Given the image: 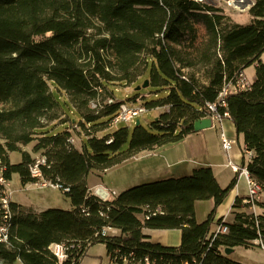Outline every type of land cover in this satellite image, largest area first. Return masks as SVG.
<instances>
[{
    "label": "trees",
    "instance_id": "trees-1",
    "mask_svg": "<svg viewBox=\"0 0 264 264\" xmlns=\"http://www.w3.org/2000/svg\"><path fill=\"white\" fill-rule=\"evenodd\" d=\"M254 1L252 22L243 26L232 23L211 0H0L2 177L10 182L18 176L22 185L45 181L59 186L72 205L68 211L36 215L9 200L10 226L7 242H0V264H80L96 245L106 247L113 264H240L227 259L224 250L249 249L251 240L264 237V212L237 213L233 224L218 221L228 226V234L214 238L211 232L237 178L222 188L212 168L203 167L190 176L131 187L106 201L92 193L87 180L95 170L111 169L195 133L194 123L211 115L208 104L254 66L251 86L230 93L227 107H218V113L227 114L243 136V153L253 154L248 174L264 194V0ZM145 80L154 95L167 92L145 107L164 110L150 129L141 123L133 131L118 126L93 137L91 130L111 129L119 113L122 102L114 89ZM65 98L80 116L71 123L90 133L81 151L67 126L63 131L46 126L64 112L60 101L66 104ZM98 100L103 107L97 110L92 103ZM106 100L114 103L104 105ZM32 144L44 163L22 150ZM12 153H21L22 160L12 164ZM36 165L39 175L32 172ZM207 200L214 208L198 223L195 204ZM239 204L238 199L234 207ZM255 205L264 210L263 203ZM147 207L149 220L143 217ZM3 216L0 207V228ZM105 228L118 234L104 236ZM172 229L182 232L179 247L153 243L145 234ZM52 245L68 249L64 260Z\"/></svg>",
    "mask_w": 264,
    "mask_h": 264
},
{
    "label": "crops",
    "instance_id": "crops-1",
    "mask_svg": "<svg viewBox=\"0 0 264 264\" xmlns=\"http://www.w3.org/2000/svg\"><path fill=\"white\" fill-rule=\"evenodd\" d=\"M232 23L234 22L232 21ZM262 61L264 63V55L262 56ZM245 75L248 80H250L249 76H253L254 81L255 67L252 66L247 69ZM253 81L250 80V82ZM133 87L134 86L128 88L133 89ZM222 134L226 138L236 141V145L233 147L232 151L228 153L223 150L221 145ZM243 150V136H238L233 122L225 118L219 122L213 121L212 128L195 132L178 143L153 151H143L126 160L121 165L106 170V175L115 170L122 172L126 171L127 175L125 177H128V180L123 183H126V186L129 187L169 178L190 176L195 169L203 167L212 168L216 180L222 188H227L230 183L237 178L235 187L229 193L224 203L217 209L214 223L211 227V232L213 233L220 225L218 223L219 220H222L223 223L226 224H233L237 213L259 214L258 210H261L260 207L254 203L249 204L250 207H245L248 205L246 201L251 198L249 195L250 189L247 177L245 174L241 173V171L238 173L233 172L228 165V162L231 161L240 168L246 167V164H248L253 154L249 157L250 154H244ZM131 175L135 176L132 182L130 180ZM91 186V188L97 186L109 188L110 186H114V183L112 180L107 181L105 179L104 183L99 184L94 181ZM115 194L118 195V193ZM238 199L240 200V207L235 208L234 205ZM213 208L214 202L212 200L196 202L195 212L197 222L204 223L212 213ZM145 234L150 236L153 243L161 244L166 247H179L182 242V232L178 229L145 230ZM255 240L256 239L251 240L249 243L252 244ZM250 248H252V246ZM237 249L238 248H235L233 253L236 252ZM224 256L227 259H231L230 255L224 254ZM80 264L113 263L110 260L106 247L104 245H96L88 251L87 257L84 258Z\"/></svg>",
    "mask_w": 264,
    "mask_h": 264
},
{
    "label": "rangeland",
    "instance_id": "rangeland-1",
    "mask_svg": "<svg viewBox=\"0 0 264 264\" xmlns=\"http://www.w3.org/2000/svg\"><path fill=\"white\" fill-rule=\"evenodd\" d=\"M213 3H215L218 7H220L223 10V14L227 16L231 21L234 23L246 26L250 25L252 22V17L250 15L249 10H243L239 11L236 9H233L232 6L234 4H238L241 8L242 6L249 3V0H234V4L230 3L233 0H230L229 2H225L223 0H211ZM243 1V2H242ZM249 69V68H248ZM250 72V71H249ZM249 74V73H248ZM250 80L253 81V76H249ZM142 87V85L134 86L133 89L131 88H125L118 86L114 89V94L116 97V100L119 102H126L129 104H134L137 106H144L146 107L147 104H150L154 101L158 100V97H162L167 93L161 91L158 95H154L155 89L152 87H148L146 89H137ZM58 98H61L60 95L56 94ZM139 96L136 100H132ZM65 102L61 99V104L64 109V112L59 111L57 113V119L55 121H49L46 123V126H53V124L56 125V129L63 131L65 127L67 126L69 129L68 131L72 134V140L73 144L76 149L79 151L83 148V140H86L89 136V130L83 131L80 129L79 126H75L71 123V121H80L79 114L74 110V108L69 104L67 99L65 98ZM100 101V100H99ZM107 101V100H106ZM116 101V102H117ZM163 109H147V112L142 114L137 120L140 121L143 127L146 129H150L151 124L158 118V116L163 113ZM71 120V121H70ZM136 121L134 123H122L119 126L120 127H128L130 131H133L135 127ZM54 125V126H55ZM115 130V127H112L109 129L106 127V129L103 132H97L95 130H91V134L94 137L102 138L104 134L112 132ZM22 150L25 152H28L31 154L32 158L36 160V163H44V159L41 156L40 153H33V144L22 147ZM9 160L12 164L19 163L22 160L21 153H12L9 154ZM115 170L110 172L108 175H106V170H95L93 171L89 177H88V187L92 191V193L100 198L103 201L110 200L117 195L115 193H122L123 191L127 190L128 188H131L129 186H126V183H123L124 181L128 180V177H125L127 175V172ZM131 173V172H130ZM105 179L107 181H113L114 186H110L109 188L104 187H93L91 188L92 182L97 183H104ZM135 179L134 175H131V182ZM97 188H102L103 191L101 193L105 192L106 194L109 193V198L104 199L100 194L98 193ZM64 191H61V189L56 188V186L51 185L45 181H40L36 184H29V185H22L20 182V179L18 176H13L12 181L6 183V185L3 186V195L5 197L7 196V200L16 202L18 204L23 205L27 209L32 210L36 215H39L40 213L49 210V209H59V210H71L72 205L71 201L68 197L65 196ZM105 194V195H106ZM259 204H264V194H261L259 196L258 200ZM261 209V208H260ZM262 210V211H261ZM258 210L259 214L263 213L264 210L261 209ZM1 242V240H0ZM252 245V244H251ZM231 260L234 262L240 263V264H264V252L252 245V248L244 249V248H238L236 252L230 254Z\"/></svg>",
    "mask_w": 264,
    "mask_h": 264
},
{
    "label": "built area",
    "instance_id": "built-area-1",
    "mask_svg": "<svg viewBox=\"0 0 264 264\" xmlns=\"http://www.w3.org/2000/svg\"><path fill=\"white\" fill-rule=\"evenodd\" d=\"M200 1H203V0H200ZM223 1H225V0H223ZM229 1L230 0L225 1V2H229ZM246 1H248V0H246ZM230 3L234 4V0L231 1ZM254 5H255V1L249 0V3L242 6L241 8L239 7L238 4H234L232 6V8L239 10V11H243L246 9L250 11ZM251 84H252V82H250V80H248V78L245 75V72L238 74L236 79L228 82L224 86V88L222 89L217 101L214 104H208V108L211 110V115H209L206 118H211L212 121H214V122L215 121L219 122V121L225 119L227 114L222 116L220 113H218V107L226 108L227 107L226 98L230 93H235V92H238L239 90L248 89L251 86ZM113 103H114V100H107L103 104L104 105H110ZM102 107H103V105L99 100L92 103V108H94V109L98 110V109H101ZM146 112H147V109L144 106H137L134 104L122 102L120 104L119 113L111 121V127L117 128L122 123H127V124L134 123L135 121H137V119L142 114H144ZM221 145H222L223 150L228 153V152L232 151L233 147L236 145V141L230 140L222 134L221 135ZM245 153L250 154L249 157H251L250 152L245 150ZM228 165L233 170V172L238 173L241 171V173L246 175L247 180H248V184H249V189H250L249 195L251 197L249 200L246 201V204H253V203L255 204V201L259 200L260 187L256 183H253V180L250 178V176L248 174L247 168L246 167L240 168L239 166H237L236 164H234L231 161L228 162ZM4 169H5V166L3 165V163L0 159V185L1 186L6 185V183H7V181L4 180V178L2 177V172ZM32 172L35 175H39L37 165L34 168H32ZM56 188H59V186H56ZM101 196H102V198H104L106 200L109 198L110 195H109V193H107L106 197H104V194L101 193ZM0 207L4 210L3 219L5 222L4 225L0 228V240H1V242H7V240H8L7 223L11 217L7 197L0 199ZM145 211L147 214H144L143 217L145 220H149L150 215L152 213L148 209V207L146 208ZM153 214H155V213H153ZM117 232L118 231L113 230L111 228H105L103 231V235L104 236H106V235L115 236L118 234ZM228 233H229V228L226 225H219L217 230L215 232H213L214 238H216L219 235H226ZM252 245L254 247L261 249L264 252V237L259 235L258 238L252 243ZM50 249L55 250V253H60V261H62L66 258V252L68 249L64 245H52V247H50Z\"/></svg>",
    "mask_w": 264,
    "mask_h": 264
},
{
    "label": "water",
    "instance_id": "water-1",
    "mask_svg": "<svg viewBox=\"0 0 264 264\" xmlns=\"http://www.w3.org/2000/svg\"><path fill=\"white\" fill-rule=\"evenodd\" d=\"M149 87V80H145L144 83L142 84V87L140 88H137L138 90L139 89H146ZM140 124V121L137 120L136 121V125H139ZM213 126V121L211 118H203V119H200V120H197L195 123H194V131L195 132H200V131H203V130H206V129H209V128H212ZM234 251V249L232 248H226L224 250V253L226 255H230L232 254Z\"/></svg>",
    "mask_w": 264,
    "mask_h": 264
},
{
    "label": "bare ground",
    "instance_id": "bare-ground-1",
    "mask_svg": "<svg viewBox=\"0 0 264 264\" xmlns=\"http://www.w3.org/2000/svg\"><path fill=\"white\" fill-rule=\"evenodd\" d=\"M253 183H255L254 182V180H253ZM97 190H98V193L97 194H100L101 193V191H103V189L102 188H97ZM103 193V192H102ZM104 194V197H106V193L104 192L103 193ZM9 224L7 225V231H8V229H9ZM52 247V246H51ZM57 257H58V259L60 260V253H55V250H51Z\"/></svg>",
    "mask_w": 264,
    "mask_h": 264
}]
</instances>
